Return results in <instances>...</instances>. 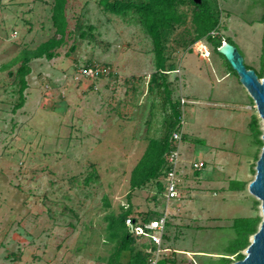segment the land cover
I'll list each match as a JSON object with an SVG mask.
<instances>
[{"label":"rangeland","instance_id":"obj_1","mask_svg":"<svg viewBox=\"0 0 264 264\" xmlns=\"http://www.w3.org/2000/svg\"><path fill=\"white\" fill-rule=\"evenodd\" d=\"M212 1L224 41L260 70L264 0ZM52 5L0 0V264H107L116 245L110 215L129 206L164 212V191L154 183L132 188L131 175L149 139L164 135L171 106L162 88L149 89L156 57L137 18L105 11L99 0H69L72 33L55 57L30 61L25 103L16 108L18 56L56 34ZM187 28L190 18L165 52L167 67H175L168 80L185 137L181 196L170 200L157 264H225L235 218H262L261 200L249 190L263 147L253 136V116L262 134L264 125L227 59L205 38L190 42ZM89 64L112 72L82 75Z\"/></svg>","mask_w":264,"mask_h":264},{"label":"trees","instance_id":"obj_2","mask_svg":"<svg viewBox=\"0 0 264 264\" xmlns=\"http://www.w3.org/2000/svg\"><path fill=\"white\" fill-rule=\"evenodd\" d=\"M68 2L69 0H53L51 18L56 34L41 42L33 50L29 48L23 49L18 56L20 65L17 69V78L20 83V100L16 108L22 107L25 103L26 96L24 92L28 87L26 77L32 70L30 61L33 58L46 57L51 59L55 57L58 54L56 48L63 45L66 37L72 33L68 27ZM99 2L105 11L112 14L124 18H137V21H139L152 40L156 57V70L151 74L149 89L152 91L155 86L165 91V101L171 106V114L166 117L164 135L149 139L143 155L133 168L131 187L142 188L148 183H154L158 192L162 193L165 189V176L170 167L168 155L176 147L173 132L180 130L182 126L181 107L172 97L171 82L168 80L169 71L174 70L175 67L174 64H170L168 67L166 65L167 55L165 52L167 43L178 27L186 25L190 18L191 28L185 30L191 36L189 41L193 43L205 38L213 44L214 50L218 54L225 57L218 51L225 40L219 32L220 10L212 0H202L200 4L195 3L194 0H99ZM185 7H189V9H185ZM91 27L89 26L90 29ZM85 35L86 30L82 29L80 36L84 37ZM227 41L232 43L229 38H227ZM228 64L232 69L229 62ZM247 67L255 69L250 65H247ZM255 70L259 78L264 76V54L261 69ZM251 128L255 142L263 145L264 141L260 138L262 130L259 128L258 118L255 115L251 120ZM184 137L185 133L183 134V139ZM93 178L94 170L88 173L85 177V182L89 183ZM244 185V181H239V185L236 188L243 189ZM128 216L146 221L160 217L161 212L158 210L138 212L129 206L123 208L117 215H110L108 217L107 231L111 238L116 239V245L108 258L107 264H149V258L152 255L149 249L155 248V245L143 237L129 232L125 223V219ZM261 220L262 218L257 215L235 218L234 226L237 229V237L224 256L225 264H233L236 260L245 256L241 251L250 244V236L258 230ZM168 223L169 219L167 220V225ZM232 255H236V260H233ZM173 264H175L174 259Z\"/></svg>","mask_w":264,"mask_h":264},{"label":"water","instance_id":"obj_3","mask_svg":"<svg viewBox=\"0 0 264 264\" xmlns=\"http://www.w3.org/2000/svg\"><path fill=\"white\" fill-rule=\"evenodd\" d=\"M194 2L200 4L202 0H194ZM218 51L225 56L239 75L264 125V76L259 78L255 69L247 67L244 56L235 44L224 41ZM262 139L264 141V132ZM256 170V176L250 182L249 190L261 200L262 220L245 249V256L233 264H264V144L257 160Z\"/></svg>","mask_w":264,"mask_h":264},{"label":"built area","instance_id":"obj_4","mask_svg":"<svg viewBox=\"0 0 264 264\" xmlns=\"http://www.w3.org/2000/svg\"><path fill=\"white\" fill-rule=\"evenodd\" d=\"M79 72L84 76H102L107 75L112 70L107 66H102L100 64L88 65L79 70ZM185 103V100L181 102ZM182 126L180 130L173 132V138L176 141V147L171 150L168 155L169 170L165 176V189L164 196L166 198V206L164 212L160 217L151 220H137L132 216H128L125 219L126 226L129 232L136 236H141L151 244L155 245V248H151L152 255L149 258V264L158 263V254L165 249L161 247L164 239L165 230L167 227V220L169 213L167 209L172 199H180V184H181V171H180V160L181 151L180 144L183 140V118ZM194 166L199 169L203 166L202 162H196Z\"/></svg>","mask_w":264,"mask_h":264},{"label":"crops","instance_id":"obj_5","mask_svg":"<svg viewBox=\"0 0 264 264\" xmlns=\"http://www.w3.org/2000/svg\"><path fill=\"white\" fill-rule=\"evenodd\" d=\"M184 133H185V132H184ZM176 202H177V201H176ZM176 202H175V203H176ZM175 203H174V204H175ZM169 207H170V204H169ZM169 207H168V208H169ZM163 210H165V208H164ZM167 212L170 213V212L168 211V209H167ZM172 213H173V212H172ZM170 214H171V213H170ZM170 214H169V217L172 218V216H170ZM171 215H172V214H171ZM170 218H168V219H170ZM169 223H170V221H169ZM169 223H168V224H169Z\"/></svg>","mask_w":264,"mask_h":264}]
</instances>
